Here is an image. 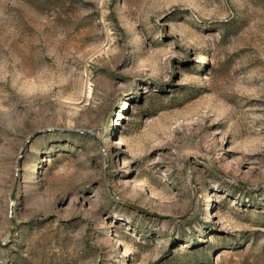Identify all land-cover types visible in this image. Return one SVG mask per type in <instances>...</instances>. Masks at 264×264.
<instances>
[{
  "label": "rangeland",
  "instance_id": "374dc122",
  "mask_svg": "<svg viewBox=\"0 0 264 264\" xmlns=\"http://www.w3.org/2000/svg\"><path fill=\"white\" fill-rule=\"evenodd\" d=\"M0 241L264 264V0H0Z\"/></svg>",
  "mask_w": 264,
  "mask_h": 264
},
{
  "label": "water",
  "instance_id": "95a60500",
  "mask_svg": "<svg viewBox=\"0 0 264 264\" xmlns=\"http://www.w3.org/2000/svg\"><path fill=\"white\" fill-rule=\"evenodd\" d=\"M37 133H40V131L37 132ZM37 133H34L33 136L36 135ZM16 227H17V226H16L15 224H13V226H12V230H11L10 235L8 236V240H7V242H9V241L11 240V236H12V234L14 233V231L16 230ZM5 243H6V242L0 241V245H3V244H5Z\"/></svg>",
  "mask_w": 264,
  "mask_h": 264
}]
</instances>
